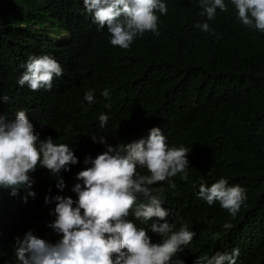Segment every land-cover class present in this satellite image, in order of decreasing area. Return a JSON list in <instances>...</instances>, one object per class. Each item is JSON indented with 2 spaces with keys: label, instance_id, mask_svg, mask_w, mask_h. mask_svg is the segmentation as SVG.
Returning <instances> with one entry per match:
<instances>
[{
  "label": "trees",
  "instance_id": "trees-1",
  "mask_svg": "<svg viewBox=\"0 0 264 264\" xmlns=\"http://www.w3.org/2000/svg\"><path fill=\"white\" fill-rule=\"evenodd\" d=\"M81 1L0 0V115L12 119L24 110L75 151L104 147L101 136L116 144L126 128L161 126L189 149L188 180L177 174L174 189L167 182L152 186L164 189L162 207L176 229L187 223L196 233L184 258L237 249L241 264H264V33L243 25L230 0L228 11L217 9L211 21L200 15L199 0H163L168 11L157 13L159 35L146 32L130 50L121 49L82 13ZM198 22L212 31L196 28ZM41 54L59 64L79 59L90 70L94 102L61 101L57 90L20 86L28 57ZM101 114L109 117L104 127ZM220 178L246 190L235 218L219 202L210 206L198 197L201 182L211 186ZM48 183L56 180L37 183L38 192ZM25 195L0 192V264H16L15 238L29 230L49 242L60 239L49 227L55 216L39 205L44 197L25 203Z\"/></svg>",
  "mask_w": 264,
  "mask_h": 264
},
{
  "label": "clouds",
  "instance_id": "clouds-1",
  "mask_svg": "<svg viewBox=\"0 0 264 264\" xmlns=\"http://www.w3.org/2000/svg\"><path fill=\"white\" fill-rule=\"evenodd\" d=\"M230 3L243 25L264 33V0ZM199 7L208 21L217 9L228 11L225 0H199ZM80 8L85 16L84 10L91 14L99 29H107L113 47L127 50L146 32L159 35L157 13L168 11L163 0H82ZM195 27L212 31L207 22ZM62 39L68 43L69 33L62 32ZM25 68L18 79L22 87L57 90L61 101L94 102L90 70L79 59L67 65L48 54L30 55ZM102 95L108 98V90ZM108 119L101 114L100 126ZM92 139L96 143V136ZM99 142L104 147L75 151L56 142L24 110L12 119L0 115V192L4 198L24 190L25 203L28 197L43 196L39 205L43 213L55 216L49 227L60 237L53 243L31 230L16 237V264H241L237 249L184 258L196 233L187 223L176 229L169 210L162 207L164 189L152 186L167 182L174 189L171 178L177 174L188 180V148L173 142L157 124L136 132L126 128L116 144H106L103 136ZM49 179L56 183L38 192L37 183ZM198 197L210 206L219 202L233 218L247 199L242 186H230L225 178L211 186L201 182ZM224 227L230 229L231 224Z\"/></svg>",
  "mask_w": 264,
  "mask_h": 264
}]
</instances>
